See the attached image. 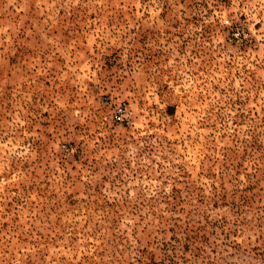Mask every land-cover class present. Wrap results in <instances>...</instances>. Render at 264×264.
Wrapping results in <instances>:
<instances>
[{
	"label": "rangeland",
	"instance_id": "rangeland-1",
	"mask_svg": "<svg viewBox=\"0 0 264 264\" xmlns=\"http://www.w3.org/2000/svg\"><path fill=\"white\" fill-rule=\"evenodd\" d=\"M0 264H264V0H0Z\"/></svg>",
	"mask_w": 264,
	"mask_h": 264
}]
</instances>
